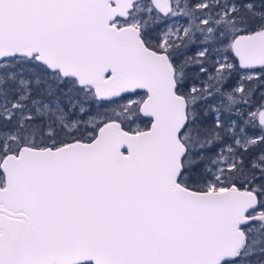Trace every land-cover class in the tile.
<instances>
[{
    "label": "snow or ice",
    "instance_id": "1",
    "mask_svg": "<svg viewBox=\"0 0 264 264\" xmlns=\"http://www.w3.org/2000/svg\"><path fill=\"white\" fill-rule=\"evenodd\" d=\"M0 264H264V0H0Z\"/></svg>",
    "mask_w": 264,
    "mask_h": 264
}]
</instances>
